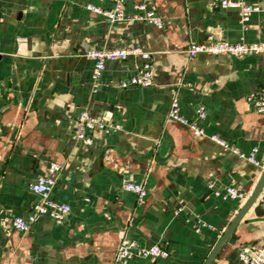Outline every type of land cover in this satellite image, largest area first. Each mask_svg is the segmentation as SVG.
I'll return each instance as SVG.
<instances>
[{
	"label": "crops",
	"instance_id": "obj_1",
	"mask_svg": "<svg viewBox=\"0 0 264 264\" xmlns=\"http://www.w3.org/2000/svg\"><path fill=\"white\" fill-rule=\"evenodd\" d=\"M219 0H126L145 4L163 20L110 22L85 7L112 0H0V264H114L123 239L146 247L162 244L166 258L126 264H203L254 189L262 170L212 140L242 153L259 149L264 160V113L248 95L264 87V53H199L190 43H264V0L243 29L236 8ZM140 47L150 54L153 83L120 87L143 62L130 57L106 63L101 85L91 88V49ZM179 112L204 133L167 120L172 98ZM203 106L205 117L195 109ZM118 123L121 130L72 138L76 113ZM49 162L64 164L50 197L68 203L64 223L38 216L29 231L15 229L40 196L29 190ZM142 183L141 202L122 181ZM210 185V188H209ZM237 185L243 199H222L214 189ZM183 206L175 215V210ZM205 223L200 231L196 222ZM264 252V204L255 202L210 264H244L237 251Z\"/></svg>",
	"mask_w": 264,
	"mask_h": 264
},
{
	"label": "built area",
	"instance_id": "obj_2",
	"mask_svg": "<svg viewBox=\"0 0 264 264\" xmlns=\"http://www.w3.org/2000/svg\"><path fill=\"white\" fill-rule=\"evenodd\" d=\"M125 3L126 0H112L110 7H102L92 3H85V7L106 17L110 22L143 21L158 28L163 27V20L154 9L148 8L145 4L141 3L133 6L134 12H127L124 8ZM218 6L222 8H236L239 14V22L243 29L246 28V22L249 20L251 14L258 8L257 6L248 4L246 0H219ZM186 51L189 57H194L199 53L209 55L227 54L232 56L252 55L264 53V43L232 42L226 39L216 38L208 44L190 43ZM85 56L93 63L91 71L92 91H96L100 87L101 77L108 61L126 60L130 57L142 58L143 62L138 64L134 71L119 83V86L123 88L128 86H149L153 83L151 56L149 53L142 51L140 47L116 46L91 49L86 52ZM247 99L252 104L255 112L264 113V87L250 93ZM195 114L197 118L203 119L205 117L204 107H197ZM167 120L177 121L188 126L195 135L204 133L203 128L196 124L195 119H187L180 114L176 96L171 100ZM121 128V125L118 123L107 121L103 117L93 115L87 109L82 108L75 115L72 138L85 140L89 137V132L95 129L110 134L121 130ZM211 138L219 145L237 154L239 157L246 159L260 170L263 169L264 160L259 158V149L257 147H252L248 153H242L232 144L217 135H212ZM63 169L64 164L49 162L46 165L45 171L37 179L29 183V190L38 194L41 198L39 202L32 206L26 215L14 216L11 219V224L15 229L23 232L29 231L36 218L43 215L51 217L57 223H64L66 221L71 213L70 205L68 203L54 201L50 197L59 174ZM121 187L124 191L135 193L138 202H141L147 193L144 184L128 179L122 181ZM212 192L214 196L222 199L232 198L244 200L246 198L245 193L237 185H228L221 189H214ZM255 202L264 204V186ZM182 209L183 206H179L174 214L178 215ZM196 225L197 231H200L206 226L205 223H200L199 220L196 222ZM168 255V250L160 243L142 247L135 240L123 239L115 252L114 264H126L129 260L135 258H166ZM237 256L244 264H264V252L259 249L241 247L237 251Z\"/></svg>",
	"mask_w": 264,
	"mask_h": 264
},
{
	"label": "water",
	"instance_id": "obj_3",
	"mask_svg": "<svg viewBox=\"0 0 264 264\" xmlns=\"http://www.w3.org/2000/svg\"><path fill=\"white\" fill-rule=\"evenodd\" d=\"M264 186V167L261 172V175L259 177V180L257 181L254 189L251 191L249 196L246 198L244 203L242 204L241 208L238 210L236 215L233 217L225 231L222 233V235L219 237L218 241L215 243L207 257L205 258L203 264H210L213 258L217 255L219 252L221 245L223 242L228 238V236L233 232L234 228L238 224V222L241 220L245 212L255 203L256 198L258 197L262 187Z\"/></svg>",
	"mask_w": 264,
	"mask_h": 264
}]
</instances>
